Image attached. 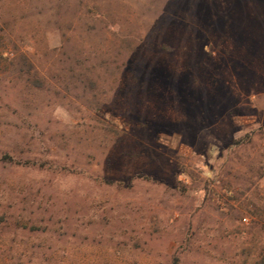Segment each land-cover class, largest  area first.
I'll use <instances>...</instances> for the list:
<instances>
[{"label":"rangeland","instance_id":"374dc122","mask_svg":"<svg viewBox=\"0 0 264 264\" xmlns=\"http://www.w3.org/2000/svg\"><path fill=\"white\" fill-rule=\"evenodd\" d=\"M264 0H0V264H259Z\"/></svg>","mask_w":264,"mask_h":264},{"label":"trees","instance_id":"16d2710c","mask_svg":"<svg viewBox=\"0 0 264 264\" xmlns=\"http://www.w3.org/2000/svg\"><path fill=\"white\" fill-rule=\"evenodd\" d=\"M259 264H264V255L261 257Z\"/></svg>","mask_w":264,"mask_h":264}]
</instances>
